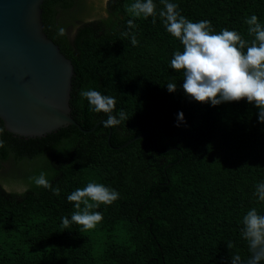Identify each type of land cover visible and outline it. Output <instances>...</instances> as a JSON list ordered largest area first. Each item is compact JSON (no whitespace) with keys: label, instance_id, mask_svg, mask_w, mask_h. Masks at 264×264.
Instances as JSON below:
<instances>
[{"label":"trees","instance_id":"trees-1","mask_svg":"<svg viewBox=\"0 0 264 264\" xmlns=\"http://www.w3.org/2000/svg\"><path fill=\"white\" fill-rule=\"evenodd\" d=\"M134 2L108 0L105 17L84 20L86 0L43 1L44 31L74 65V119L85 129L107 119L80 97L89 89L114 97V114L123 111L126 119L111 127V145L103 122L86 133L68 125L33 138L5 129L0 264H231L237 254L246 264L250 258L243 216L252 208L264 215L255 194L264 183L258 109L246 100L217 106L190 101L183 73L170 66L183 46L164 27L161 0H154L157 15L147 19L126 11ZM169 2L192 22L208 20L214 32L227 28L249 42L254 37L245 21L256 15L264 25V0ZM130 19L135 28H128ZM60 27L66 35H57ZM168 83L177 91L169 93ZM181 111L186 124L177 127ZM139 134L145 136L115 148ZM6 162L11 168L2 170ZM41 172L59 186V196L34 184L31 178ZM12 179L22 191L5 188ZM90 182L115 189L119 199L91 210L103 214L95 229L63 227L62 218L76 211L67 196Z\"/></svg>","mask_w":264,"mask_h":264},{"label":"clouds","instance_id":"clouds-1","mask_svg":"<svg viewBox=\"0 0 264 264\" xmlns=\"http://www.w3.org/2000/svg\"><path fill=\"white\" fill-rule=\"evenodd\" d=\"M161 3L163 9L159 11V16L163 18L166 31L183 46L182 51L174 52L170 66L176 72L183 73L182 88L185 96L190 101L212 106L246 100L258 109L259 122L264 123V25L258 22V17L252 15L245 21L249 26L248 34L254 37L249 42L237 31L227 28L219 33L214 32L208 20L192 22L178 11L177 4L169 0H161ZM126 11L134 18L147 19L157 15V5L154 0H135L126 6ZM127 23L130 29L136 27L133 19ZM66 34L65 28H58V36ZM131 44L138 45L135 36H132ZM167 91L176 92L177 85L168 83ZM79 95L88 101L90 111L102 112L107 116L103 127L116 126L126 119L123 111L119 112L118 117L114 114V97L102 95L94 89L81 90ZM181 124H186L182 111L178 113L176 126ZM4 132L5 128L0 127V148L6 146L2 139ZM31 179L37 187L50 190L53 195H60L61 189L52 186L46 173L41 172ZM255 194L260 202H264V183L257 185ZM119 196L118 191L102 183L90 182L83 188H77L67 196V200L74 203L76 211L70 219L67 216L62 218L63 227L68 228L74 223L81 226V231L95 229L102 222L103 214L91 210L101 205L110 206ZM242 223L241 235L247 241L251 253L246 264H261L264 262V215L252 208L243 216ZM227 247L231 249L232 242ZM231 264L244 262L237 254L231 257Z\"/></svg>","mask_w":264,"mask_h":264},{"label":"water","instance_id":"water-1","mask_svg":"<svg viewBox=\"0 0 264 264\" xmlns=\"http://www.w3.org/2000/svg\"><path fill=\"white\" fill-rule=\"evenodd\" d=\"M43 1L0 0V119L7 131L25 138L43 137L68 125L92 131L104 120L85 129L72 116L74 65L44 31ZM110 137L111 127L108 144Z\"/></svg>","mask_w":264,"mask_h":264},{"label":"rangeland","instance_id":"rangeland-1","mask_svg":"<svg viewBox=\"0 0 264 264\" xmlns=\"http://www.w3.org/2000/svg\"><path fill=\"white\" fill-rule=\"evenodd\" d=\"M107 2L108 0H86L89 9L87 10V15L83 14L84 20H92L100 17H105L107 15ZM69 31L70 33H72L71 28L69 29ZM2 167V170H9L11 168V163L6 162ZM5 188L8 190H23V186L21 185L20 181L14 179L6 182Z\"/></svg>","mask_w":264,"mask_h":264}]
</instances>
